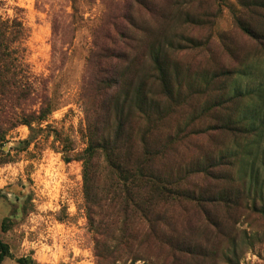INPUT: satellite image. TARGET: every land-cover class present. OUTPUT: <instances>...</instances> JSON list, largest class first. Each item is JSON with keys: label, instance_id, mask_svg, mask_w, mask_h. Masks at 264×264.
Returning a JSON list of instances; mask_svg holds the SVG:
<instances>
[{"label": "rangeland", "instance_id": "374dc122", "mask_svg": "<svg viewBox=\"0 0 264 264\" xmlns=\"http://www.w3.org/2000/svg\"><path fill=\"white\" fill-rule=\"evenodd\" d=\"M15 23L23 31L16 38ZM0 26V58L19 64L13 69L8 63V86L0 94V240L12 254L2 264H18L19 258L97 264L82 163L65 162L62 150L65 144L76 152L87 147L82 76L94 54L111 48L116 29L133 45L129 54L136 53L119 68L134 77V88L155 75L150 53L163 49L171 96L155 80L147 85L168 106L173 173L208 198L223 191L242 194L256 183L261 195L253 199L262 208L264 49L244 28L264 37V0H0ZM45 99L54 110L37 141L25 147V121L39 116ZM241 117L254 127L244 122L246 131L238 133L220 127ZM155 131L156 142L157 126ZM218 156L226 165L214 164L213 177L198 173ZM208 206L210 218L191 206L174 211L183 240L204 252L188 256L185 264H264V215L253 207L237 212L220 202Z\"/></svg>", "mask_w": 264, "mask_h": 264}, {"label": "trees", "instance_id": "16d2710c", "mask_svg": "<svg viewBox=\"0 0 264 264\" xmlns=\"http://www.w3.org/2000/svg\"><path fill=\"white\" fill-rule=\"evenodd\" d=\"M20 30L23 32L20 24L15 23L12 37L20 36ZM244 30L264 49V37L249 28ZM122 34L120 29L115 30L111 48L103 46L101 54H94L96 61L88 60L90 64L82 76L79 100L85 113L83 136L87 147L76 152L73 146L65 144L62 153L65 162L82 163L86 216L94 234L97 264H117L123 260L185 264L188 256L201 257L204 252L191 248L190 243L183 240L185 238L174 221L175 210L182 212L191 206L210 218L208 204L220 202L236 208L237 212L253 207L264 215V205L258 208L253 199L261 192L257 184L252 183L250 190H243L242 194L234 190L223 191L219 197L208 198L196 188L197 185H185L181 175L173 173L169 165L168 106L160 104L147 85L149 79L155 80L161 93L168 98L171 96L169 76L162 60L163 49L154 48L150 53L155 75L149 74L146 82L134 88V77L119 73L121 65L136 55L129 54L134 51L133 45L124 42ZM8 63L13 69L19 66L16 58L9 62L0 58V94L8 86L7 80L3 79ZM237 94L244 96L247 93ZM53 110L50 100L45 99L39 116L25 121L30 130L28 139L21 142L25 147L37 141L39 133L43 132L41 124ZM244 122H248V129L254 127L243 117L220 123V127L238 133L239 130L246 131ZM136 123L140 126L136 127ZM156 126L159 139L155 142ZM4 140L5 137L0 136V145ZM217 159L218 162L203 165L198 173L213 177L214 164L226 165L224 156ZM11 258L8 244L0 240V264ZM16 261L18 264H36L32 258Z\"/></svg>", "mask_w": 264, "mask_h": 264}]
</instances>
